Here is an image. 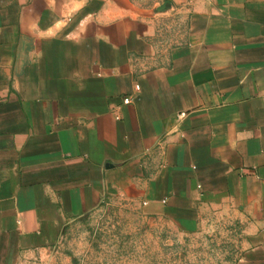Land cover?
Segmentation results:
<instances>
[{
  "label": "crops",
  "instance_id": "0c3cea01",
  "mask_svg": "<svg viewBox=\"0 0 264 264\" xmlns=\"http://www.w3.org/2000/svg\"><path fill=\"white\" fill-rule=\"evenodd\" d=\"M154 3L0 0V264L110 196L233 213L264 264V0Z\"/></svg>",
  "mask_w": 264,
  "mask_h": 264
},
{
  "label": "rangeland",
  "instance_id": "374dc122",
  "mask_svg": "<svg viewBox=\"0 0 264 264\" xmlns=\"http://www.w3.org/2000/svg\"><path fill=\"white\" fill-rule=\"evenodd\" d=\"M139 8L155 0H132ZM242 222L233 213L208 215L192 226L148 212L124 196H110L69 221L47 264H239Z\"/></svg>",
  "mask_w": 264,
  "mask_h": 264
},
{
  "label": "water",
  "instance_id": "95a60500",
  "mask_svg": "<svg viewBox=\"0 0 264 264\" xmlns=\"http://www.w3.org/2000/svg\"><path fill=\"white\" fill-rule=\"evenodd\" d=\"M171 8V3L170 1H166L164 3H162L157 9L156 11L159 13V12H165L167 11L168 9Z\"/></svg>",
  "mask_w": 264,
  "mask_h": 264
},
{
  "label": "built area",
  "instance_id": "2783aa9c",
  "mask_svg": "<svg viewBox=\"0 0 264 264\" xmlns=\"http://www.w3.org/2000/svg\"><path fill=\"white\" fill-rule=\"evenodd\" d=\"M131 102V100L129 99V98H126L125 100H124V103L125 104H128V103H130ZM181 115H185L184 113H181Z\"/></svg>",
  "mask_w": 264,
  "mask_h": 264
}]
</instances>
